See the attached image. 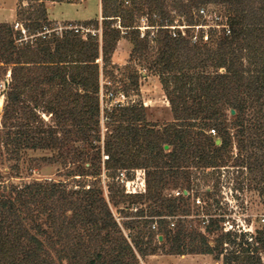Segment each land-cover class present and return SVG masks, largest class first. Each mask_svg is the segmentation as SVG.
<instances>
[{"label": "trees", "instance_id": "trees-1", "mask_svg": "<svg viewBox=\"0 0 264 264\" xmlns=\"http://www.w3.org/2000/svg\"><path fill=\"white\" fill-rule=\"evenodd\" d=\"M20 1L28 38L0 22V264H144L160 251L264 264V224L253 233L227 229L226 213L213 209H221L229 166L264 196V0H101V40L73 30L30 38L55 23L45 1L83 0ZM204 2L221 7L229 32L193 42V33L173 37L163 27L178 17L199 22ZM145 14L158 26L153 38L136 23ZM123 37L134 44L127 65L137 59L159 75L173 120L150 122L142 105L113 108L102 136L101 72ZM28 150L53 152L43 160L58 163L67 180L6 178L1 166L19 171ZM138 169L145 190L127 193L121 173Z\"/></svg>", "mask_w": 264, "mask_h": 264}, {"label": "rangeland", "instance_id": "rangeland-1", "mask_svg": "<svg viewBox=\"0 0 264 264\" xmlns=\"http://www.w3.org/2000/svg\"><path fill=\"white\" fill-rule=\"evenodd\" d=\"M54 3V2H53ZM47 6L52 5L51 1H45ZM20 0H0V22L15 23L19 22L23 25L27 23L26 20H19ZM201 5L211 8L220 7L213 3H202ZM36 9V7H34ZM50 13L58 20H50L66 24L69 22L82 24L85 22H92L96 25L98 22V28L102 27V11L100 8V0H83L80 3H66L62 5L54 6L50 9ZM175 13V12H173ZM49 17V16H48ZM69 18H88L87 20H70ZM136 18V23L139 22ZM53 23V22H52ZM90 25L94 28L95 25ZM96 27V26H95ZM131 31V30H129ZM130 34V33H129ZM126 34V36H129ZM127 46L131 50L134 47L133 42L129 37H123ZM118 44V43H117ZM117 47V45H116ZM116 49V48H115ZM152 60L157 57V51H151ZM99 63L102 66L103 63L99 59ZM113 63V62H112ZM128 62L122 66L117 64L108 65L103 72H101V87L106 94L110 90L118 92L123 90L127 93L129 100L133 105H142L145 108V114L147 120L150 122H156L164 124L173 120V115L170 108V102L166 96L160 77L157 73L149 71L144 68V62L140 60H134L131 65H127ZM134 73H140L137 86H133L131 77ZM6 78L9 77L7 73ZM5 78V79H6ZM4 88L5 82L3 76L0 79V110L2 112L4 106ZM104 115H106L111 107L110 101L107 98L103 100ZM40 113L45 121L52 122L51 115L43 112L40 108ZM0 112V115H1ZM228 117L232 118V114L228 112ZM101 118V116H100ZM101 132L104 136L110 128H107L106 118L100 119ZM215 135V134H214ZM54 154L48 150H28L25 154L23 161L21 162V168L19 171H12L9 167V163H5L1 166L2 173L6 178H11L15 182H29L32 180H65L66 177L62 174L61 166L58 163H49L43 160L44 157H48ZM105 157L103 156V159ZM230 164V163H229ZM222 190H221V209L213 208L216 212H225L226 216V228L227 229H241L253 233L255 229L264 224V196L260 193V190L249 185L247 180L248 175H240L239 168L237 166H229L225 170H222ZM245 171V170H244ZM125 172L124 180L130 182V189L140 190L143 188L145 179V172L143 169H138L134 172ZM67 180V179H66ZM245 180L242 189L239 188L240 181ZM93 179H89V182ZM109 179L102 174L103 186L107 184ZM213 183V182H212ZM106 189V187H105ZM178 191V190H177ZM171 192V189L166 190ZM176 194V191H174ZM148 203H139L138 206L146 207ZM130 204L124 202L120 204V207H127ZM119 216V214H117ZM194 216L189 217L193 219ZM214 235H210L211 241H213ZM264 261V253H263ZM144 264H222L215 258L214 254H166L158 252L155 255H149L143 259Z\"/></svg>", "mask_w": 264, "mask_h": 264}, {"label": "built area", "instance_id": "built-area-1", "mask_svg": "<svg viewBox=\"0 0 264 264\" xmlns=\"http://www.w3.org/2000/svg\"><path fill=\"white\" fill-rule=\"evenodd\" d=\"M181 1H188V0H181ZM196 16L200 19L199 22H195L194 24H189L183 17H178L173 24L170 25H164L163 27L166 29H169L173 37H191V33L194 35L191 37L193 42H197L199 40V33H202L204 35V38L208 37V34L210 32H221L223 29H226L227 32H229L228 24H227V17L223 15V10L221 7H214L211 8L204 5H200L199 8L195 11ZM15 29H20L21 32L25 35V39H27V32L24 26L19 23H14ZM141 37H144L147 34V31H150L149 37L153 38L155 37L156 31L158 29V26L151 25L149 15L145 14L140 17V22L138 26ZM68 30H73L75 33L81 34L83 37H86L88 34H91L93 36L97 35L99 36L100 40L102 38V27L101 29L98 28H91L90 25H83V24H77V23H66L62 24L59 22H55L52 26H44L42 31L39 32L36 35L30 36V38H33L35 36H42L43 38L50 36L51 34H56L59 36H62L64 32ZM104 98H107L110 101L111 107H108L109 110L113 108L118 107H124L133 105V102L129 100V97L127 93H125L123 90H119L118 92L114 90L108 91L106 94H104L102 87L100 91V100H101V119L105 120L106 115L102 114L104 113V105L103 100ZM212 134H215L214 130H211ZM124 173H121L122 177V183L125 184L126 192L127 193H135L138 190L130 189V182L124 180ZM146 186V182L144 179L143 188H140L139 191H144ZM176 194H180V191H176ZM199 202V200H197ZM155 228V225L153 226Z\"/></svg>", "mask_w": 264, "mask_h": 264}, {"label": "crops", "instance_id": "crops-1", "mask_svg": "<svg viewBox=\"0 0 264 264\" xmlns=\"http://www.w3.org/2000/svg\"><path fill=\"white\" fill-rule=\"evenodd\" d=\"M57 5L58 6L62 5V3H53L52 2V5L48 6V16H49L50 20H58L56 17H53L50 13V9L54 6H57ZM100 8H101V0H100ZM69 19L70 20H87L88 18H81V19L80 18H69ZM124 42H125L124 38H121L118 41L117 47L112 54V62L114 64H117L120 66L126 64L129 60V57H130V49L127 46V43H124Z\"/></svg>", "mask_w": 264, "mask_h": 264}, {"label": "water", "instance_id": "water-1", "mask_svg": "<svg viewBox=\"0 0 264 264\" xmlns=\"http://www.w3.org/2000/svg\"><path fill=\"white\" fill-rule=\"evenodd\" d=\"M0 112H1V110H0ZM230 113L232 115H234L235 114V110L234 109H231ZM216 143L219 144L220 143V139H217L216 140ZM165 147L167 148L168 146L166 145ZM158 238H159V240H162L163 237H162V235H159Z\"/></svg>", "mask_w": 264, "mask_h": 264}]
</instances>
